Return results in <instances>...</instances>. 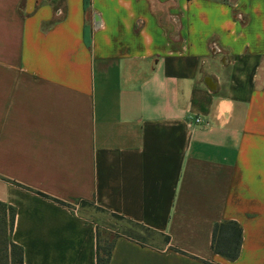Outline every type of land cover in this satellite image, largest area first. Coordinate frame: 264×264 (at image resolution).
Returning a JSON list of instances; mask_svg holds the SVG:
<instances>
[{
	"label": "crops",
	"instance_id": "crops-1",
	"mask_svg": "<svg viewBox=\"0 0 264 264\" xmlns=\"http://www.w3.org/2000/svg\"><path fill=\"white\" fill-rule=\"evenodd\" d=\"M0 201L22 264H96L85 203L159 240L106 264H264V0H0Z\"/></svg>",
	"mask_w": 264,
	"mask_h": 264
},
{
	"label": "trees",
	"instance_id": "trees-1",
	"mask_svg": "<svg viewBox=\"0 0 264 264\" xmlns=\"http://www.w3.org/2000/svg\"><path fill=\"white\" fill-rule=\"evenodd\" d=\"M83 203V201H81ZM101 212L104 210L95 207ZM110 217L115 220L122 221L125 225H116L114 222L110 223L109 226H103L102 228L96 229V264H106L109 260L110 253L113 247V242L116 237L124 235L127 237L134 238L136 240L142 241L144 236L142 233L135 232L134 229H139L147 234H151L153 231L150 229L127 221L123 217L110 213ZM14 220V208L2 201H0V264H22V250L20 246L15 244L10 239V232L12 229ZM226 225L231 228L233 234L228 236L226 241L222 242V246L226 248V254L228 258L232 259L236 256L238 252V247L240 243V229L234 222L221 223L220 226ZM217 230V225H214L213 236ZM163 240H168L167 237H163ZM214 250L219 251L218 243L214 241Z\"/></svg>",
	"mask_w": 264,
	"mask_h": 264
},
{
	"label": "rangeland",
	"instance_id": "rangeland-1",
	"mask_svg": "<svg viewBox=\"0 0 264 264\" xmlns=\"http://www.w3.org/2000/svg\"><path fill=\"white\" fill-rule=\"evenodd\" d=\"M81 204V203H80ZM80 212L84 215L87 216L89 218H92L94 221H96L98 224H100L101 226H109L110 223L114 222L116 225H125L122 221L120 220H115L112 217H110L109 214L104 213L99 211L98 209H96L92 204L90 203H85L82 205V207H80ZM135 232H140L142 233L141 235H144L145 237H147V241L148 242H153L155 240V242H158L159 240H156V238L154 236H149L147 235V233L140 231L139 229H134Z\"/></svg>",
	"mask_w": 264,
	"mask_h": 264
},
{
	"label": "built area",
	"instance_id": "built-area-1",
	"mask_svg": "<svg viewBox=\"0 0 264 264\" xmlns=\"http://www.w3.org/2000/svg\"><path fill=\"white\" fill-rule=\"evenodd\" d=\"M196 121H198V119H196Z\"/></svg>",
	"mask_w": 264,
	"mask_h": 264
}]
</instances>
